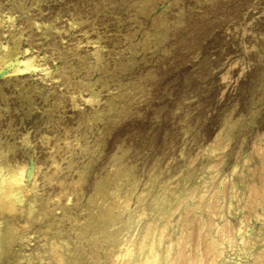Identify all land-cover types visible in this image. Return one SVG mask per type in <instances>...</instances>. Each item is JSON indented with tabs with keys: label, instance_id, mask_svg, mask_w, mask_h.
Returning a JSON list of instances; mask_svg holds the SVG:
<instances>
[{
	"label": "rangeland",
	"instance_id": "374dc122",
	"mask_svg": "<svg viewBox=\"0 0 264 264\" xmlns=\"http://www.w3.org/2000/svg\"><path fill=\"white\" fill-rule=\"evenodd\" d=\"M0 264H264V0H0Z\"/></svg>",
	"mask_w": 264,
	"mask_h": 264
}]
</instances>
